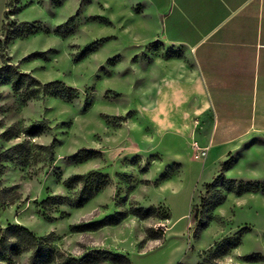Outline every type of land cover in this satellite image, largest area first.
I'll return each instance as SVG.
<instances>
[{
  "label": "rangeland",
  "instance_id": "obj_1",
  "mask_svg": "<svg viewBox=\"0 0 264 264\" xmlns=\"http://www.w3.org/2000/svg\"><path fill=\"white\" fill-rule=\"evenodd\" d=\"M8 29L15 30L5 50L11 62L42 83L73 88L76 97L29 98L0 78V133L13 126L19 135H2L0 152L45 119L47 127L31 140L54 148L51 162L33 149L4 161L2 186L15 188L10 199L0 200V228L23 225L40 238L49 236L66 257L108 250L128 256V264H198L225 243L213 264H264V181L226 173L212 158L192 189V156L198 154L187 139L164 133L181 126L170 125L176 111L165 105L155 115L153 109L154 84L161 79L166 89L184 52L160 38L158 22L141 4L0 0V40ZM97 173L107 175V183L84 204L72 203L80 200L83 184L68 187L64 181L75 174L106 180ZM48 196L69 201L44 203ZM138 208L153 210L140 217ZM117 212L125 213L118 223L86 227ZM29 255L22 249L7 256L27 264Z\"/></svg>",
  "mask_w": 264,
  "mask_h": 264
},
{
  "label": "crops",
  "instance_id": "obj_2",
  "mask_svg": "<svg viewBox=\"0 0 264 264\" xmlns=\"http://www.w3.org/2000/svg\"><path fill=\"white\" fill-rule=\"evenodd\" d=\"M133 1L184 52L166 89L161 79L154 84L153 109L176 111L169 122L181 126L164 133L208 146L204 157L193 153L192 189L212 158L219 166L231 159L226 173L264 181V0Z\"/></svg>",
  "mask_w": 264,
  "mask_h": 264
},
{
  "label": "trees",
  "instance_id": "obj_3",
  "mask_svg": "<svg viewBox=\"0 0 264 264\" xmlns=\"http://www.w3.org/2000/svg\"><path fill=\"white\" fill-rule=\"evenodd\" d=\"M15 30L8 29L5 30L4 39L0 40V78H7L13 85L14 89L20 91L22 89L26 90L27 96L29 98H37L40 95H65L69 98H75L76 94H71L74 92L73 88H60V82L54 83H42L35 75L31 72L23 71L19 68V63L14 64L11 62V57L6 53V47L9 41L12 39ZM54 85H58L57 88ZM48 120H38L32 123L26 130L25 134L28 138H24L22 141L17 142L10 147L3 149L0 152V200L6 201L12 197L11 191L15 186L3 187L2 186V176L5 171L4 161L10 160L15 157H21L29 155V152L33 150H39L43 152V157L46 162H51L54 160V148L52 144H39L32 142L31 139L39 136L42 131L47 127ZM5 123L2 118H0V128L4 127ZM2 135L19 136L16 134L15 128L9 126L4 132L0 133ZM231 164V159L223 162L221 164L222 170ZM95 175V173H94ZM103 177L102 182L91 181L86 179L85 174L72 175L68 177L64 183L68 187L74 186L76 183H82L83 186L80 189V200L72 203H77L82 205L87 202L95 193H97L108 181V176L104 174L97 173ZM222 175V172L220 173ZM89 185V187H87ZM211 185V184H209ZM65 201H69V198L64 196H48L43 200L44 203L51 202L53 204H62ZM153 208L148 209H137L136 214L140 217H144L149 214ZM125 217L124 212H117L113 215H107L103 220L97 223L87 224L86 227L89 229H96L100 225L115 224L121 221ZM159 237V236H156ZM235 241V240H232ZM226 246L225 243L218 244L216 248L210 251L207 256L198 264H213L217 257L221 255L222 249ZM22 249L30 251L27 264H40V263H51L56 262L57 264H94L104 260H111L119 263H130V258L124 254L113 253L108 250H95L91 251L81 258H75L70 256H64L60 251L56 250L51 244V239L49 236L45 238H40L36 236L28 227L23 225H8L6 228H0V264H4L2 261L8 259V264H13L12 260L7 256L9 252L15 251L20 253Z\"/></svg>",
  "mask_w": 264,
  "mask_h": 264
},
{
  "label": "built area",
  "instance_id": "obj_4",
  "mask_svg": "<svg viewBox=\"0 0 264 264\" xmlns=\"http://www.w3.org/2000/svg\"><path fill=\"white\" fill-rule=\"evenodd\" d=\"M192 146L196 150V152L198 154L197 156H201V157L206 156V154L208 152V146L201 145L197 141H194L192 143Z\"/></svg>",
  "mask_w": 264,
  "mask_h": 264
}]
</instances>
